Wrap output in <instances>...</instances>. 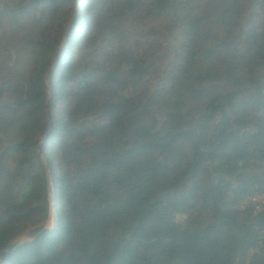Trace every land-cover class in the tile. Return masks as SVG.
Instances as JSON below:
<instances>
[{
	"label": "trees",
	"instance_id": "trees-1",
	"mask_svg": "<svg viewBox=\"0 0 264 264\" xmlns=\"http://www.w3.org/2000/svg\"><path fill=\"white\" fill-rule=\"evenodd\" d=\"M50 188L4 264H264V0H0V256Z\"/></svg>",
	"mask_w": 264,
	"mask_h": 264
},
{
	"label": "rangeland",
	"instance_id": "rangeland-1",
	"mask_svg": "<svg viewBox=\"0 0 264 264\" xmlns=\"http://www.w3.org/2000/svg\"><path fill=\"white\" fill-rule=\"evenodd\" d=\"M162 45H164L166 52L165 53H160L158 55V61H156L157 67H161L162 71H167V69L170 67L173 57L172 56H168V51L170 49V47H174V42L169 41L168 39H166L165 41H161ZM163 76V74H162ZM149 82L151 85H153L154 87H158L160 86V81L159 78L157 77V74H153L149 77ZM40 140V139H39ZM39 143V142H38ZM48 200H49V205H50V209H49V215L47 220L40 224V225H35L34 227H30L28 228L21 237H19L17 240H15L13 243H19L24 244L27 242H30L33 238L34 232L38 229H53L56 225V211H54V202H53V196H52V190L51 188L49 189L48 192ZM256 204L258 205L256 208L257 212H261L262 210H264V198L260 199L256 202Z\"/></svg>",
	"mask_w": 264,
	"mask_h": 264
},
{
	"label": "water",
	"instance_id": "water-1",
	"mask_svg": "<svg viewBox=\"0 0 264 264\" xmlns=\"http://www.w3.org/2000/svg\"><path fill=\"white\" fill-rule=\"evenodd\" d=\"M70 33V31L67 32L66 36H68ZM46 113H47V116L50 117V113H49V105L47 103L46 105ZM52 126V124H51ZM36 144H38L36 142ZM53 196V194H52ZM54 211H56L55 209V206H54ZM55 229V227L53 229H43L37 236L36 238H34L31 242H34V241H37V240H40L42 239L44 236H46L47 234L51 233L53 230ZM22 245V244H21ZM20 246L19 243H11V244H8L5 248V251L1 254L0 256V264H4L5 261L9 258V256Z\"/></svg>",
	"mask_w": 264,
	"mask_h": 264
},
{
	"label": "built area",
	"instance_id": "built-area-1",
	"mask_svg": "<svg viewBox=\"0 0 264 264\" xmlns=\"http://www.w3.org/2000/svg\"><path fill=\"white\" fill-rule=\"evenodd\" d=\"M264 198V196H262V197H257V198H254L252 201L254 202V203H256L258 200H260V199H263ZM257 208V207H256Z\"/></svg>",
	"mask_w": 264,
	"mask_h": 264
}]
</instances>
